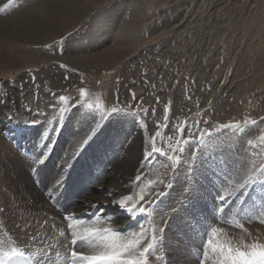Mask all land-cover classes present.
<instances>
[{
	"label": "rangeland",
	"instance_id": "1",
	"mask_svg": "<svg viewBox=\"0 0 264 264\" xmlns=\"http://www.w3.org/2000/svg\"><path fill=\"white\" fill-rule=\"evenodd\" d=\"M26 1L0 0V20H14ZM119 1H107L100 10L91 0L60 3L62 11L81 21L77 28L51 42H16L15 50L50 59L0 71L5 114L0 117L4 121L2 125L0 120V132L9 127L23 139L34 126L38 131L35 154L8 152L5 161L0 150V170L7 179L2 193L6 191L13 206H35L34 212L43 204L52 206L60 194L65 205L52 209L69 213L67 206L81 198V190H95L93 178L102 180L116 161L105 140L115 139L111 133L126 132L129 120L136 118L143 137L129 176L134 184L131 197L138 211L145 209L139 211L145 219L142 228L145 234L146 229L151 231L149 248L158 264H233L230 257L240 252L250 254L254 246L264 250V113L255 116L258 106L243 100L238 107L245 110L238 117L239 112L231 114V106L223 101L242 52L220 81L226 45H218L213 68L194 70L197 64L207 66L211 58L205 46L208 38L200 41L194 32L180 38L171 32L156 36L147 50L164 47L167 58L158 57V65L147 61L151 55L103 70L67 61L70 41L84 35L93 16L112 10ZM124 1L122 6L129 11L148 8L144 0ZM259 15L264 21L263 10ZM245 31L251 37L255 30ZM50 166L60 169L61 175L52 173ZM78 183L81 189L75 188ZM10 217L13 223L15 215ZM21 226L0 218L1 251L14 248L13 240L20 243L25 231Z\"/></svg>",
	"mask_w": 264,
	"mask_h": 264
},
{
	"label": "bare ground",
	"instance_id": "2",
	"mask_svg": "<svg viewBox=\"0 0 264 264\" xmlns=\"http://www.w3.org/2000/svg\"><path fill=\"white\" fill-rule=\"evenodd\" d=\"M107 1L110 0H91V4L93 8L97 7L96 9L100 10ZM144 1L142 4H145L147 9L138 8L129 11L125 9L127 6H122L125 1L120 0L112 10H104L93 16L84 35L70 41L65 55L68 60H65L74 66L84 65L89 68L88 70L90 68L103 70L111 69L126 60L132 62L138 55L143 57L151 55L152 59L146 60L150 64L158 65L157 62H161L157 61L158 57L162 59L163 56L164 61L167 58L166 51L162 50L164 47L147 50L156 36L171 32L175 38H180L194 32L198 34L199 39L202 38L200 41L208 38L205 46L211 56L207 66L197 64L194 70L205 72L213 68L215 65L213 62H216L220 50L218 45H226L225 56L221 57L223 72L217 78L219 81L225 78L235 57L242 52L240 64L223 97L225 105L231 106L230 113L235 110L239 112L236 114L238 117L242 116L241 113L245 108L238 106L243 100L258 106L260 113H255V116L264 113V21H261L259 15L260 11H264V0H198L196 4L191 0ZM69 2L71 3V0H27L14 15L16 16L14 20L8 18L0 20V71L31 67L50 59L48 56L38 57L19 52L15 50L16 42L28 44L51 42L77 28L81 21L62 11L60 3ZM131 3L135 1L131 0ZM246 27H249L250 31L255 30L252 36L250 34L251 37L245 31ZM169 60L166 63L167 68L170 66ZM206 75L207 73L204 76ZM2 100L3 98L0 97V117L5 116ZM246 110L250 111L247 108ZM34 116L37 118L43 115L34 114ZM3 123L4 121L2 125ZM129 125L126 132H114L109 135L115 139L105 140V145L108 143L115 153L113 159L116 161L109 164L108 171L103 172L102 180L93 178L96 181V183L94 180L92 182L95 190H86V192L85 189L81 190L83 192L81 198L72 206H67L71 209L69 213L60 214L52 209V206L65 205L66 200L60 194L51 202L52 206L43 204L42 207L37 208V212H34L36 207L33 205H29L28 209L27 204L22 207L13 206L14 203L6 191L2 193L1 187L7 185V179L0 170V218L5 223L11 225L21 223V228L25 227V231L20 232V243L13 240L14 248L0 250L2 252L0 264H6L9 256L17 253L29 256L35 264H113L104 259H91L113 253L120 254L122 264L129 262L158 264L159 258L149 248L151 231L146 229L148 232L145 234L142 228L145 219L139 214L131 197L134 194V184L129 176L135 168L132 163L137 162L140 156L143 134L137 131L139 124L136 118L130 119ZM6 128L4 132H0V150L5 155L3 157L5 161L8 152L15 153L21 150L26 155L36 153L38 131L35 126L23 139L9 127ZM113 128L115 125L109 127V129ZM125 145L128 146L127 150ZM115 148L119 149L115 150ZM51 170L52 173H61L55 166ZM76 187L81 189L79 183ZM51 210L56 223L49 216ZM11 214L15 215L13 223L9 222L12 220ZM157 218H161L160 215ZM73 252L77 255L73 256Z\"/></svg>",
	"mask_w": 264,
	"mask_h": 264
},
{
	"label": "snow or ice",
	"instance_id": "3",
	"mask_svg": "<svg viewBox=\"0 0 264 264\" xmlns=\"http://www.w3.org/2000/svg\"><path fill=\"white\" fill-rule=\"evenodd\" d=\"M31 123L35 124L36 122L32 121ZM40 163H43V160H41ZM139 211L144 212L145 209L140 208ZM256 247L257 246H254V250L250 254L240 252V253H238V256L230 257V259L233 261V264H236V261H240L241 264H247V262H249V261L253 262V264L255 261H259L260 264H264V255H261V253H264V250L256 251ZM72 255L76 256L77 253L73 252ZM84 259H89V258L84 257ZM91 259H104V260H108L110 262H113V264H122V262H120V254L119 253H113L112 255H104L102 257H92ZM129 264H131V262H129Z\"/></svg>",
	"mask_w": 264,
	"mask_h": 264
},
{
	"label": "clouds",
	"instance_id": "4",
	"mask_svg": "<svg viewBox=\"0 0 264 264\" xmlns=\"http://www.w3.org/2000/svg\"><path fill=\"white\" fill-rule=\"evenodd\" d=\"M261 255H264V253H261Z\"/></svg>",
	"mask_w": 264,
	"mask_h": 264
}]
</instances>
